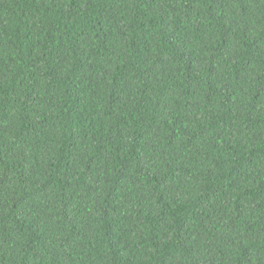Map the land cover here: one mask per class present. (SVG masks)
Instances as JSON below:
<instances>
[{"label":"trees","instance_id":"1","mask_svg":"<svg viewBox=\"0 0 264 264\" xmlns=\"http://www.w3.org/2000/svg\"><path fill=\"white\" fill-rule=\"evenodd\" d=\"M0 264H264V0H0Z\"/></svg>","mask_w":264,"mask_h":264}]
</instances>
